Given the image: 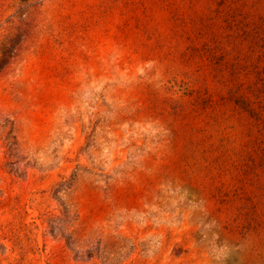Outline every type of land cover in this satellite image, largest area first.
Instances as JSON below:
<instances>
[{
	"label": "rangeland",
	"instance_id": "1",
	"mask_svg": "<svg viewBox=\"0 0 264 264\" xmlns=\"http://www.w3.org/2000/svg\"><path fill=\"white\" fill-rule=\"evenodd\" d=\"M0 264H264V0H0Z\"/></svg>",
	"mask_w": 264,
	"mask_h": 264
}]
</instances>
